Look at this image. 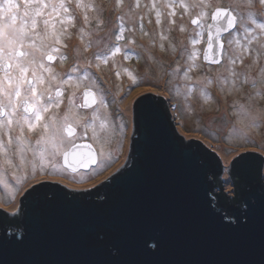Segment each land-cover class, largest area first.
I'll return each mask as SVG.
<instances>
[{
	"label": "water",
	"instance_id": "obj_1",
	"mask_svg": "<svg viewBox=\"0 0 264 264\" xmlns=\"http://www.w3.org/2000/svg\"><path fill=\"white\" fill-rule=\"evenodd\" d=\"M208 43L207 35L203 60L217 65L220 38L213 35L211 49ZM77 146L85 158L97 155L90 142ZM223 159L181 131L171 96L142 95L122 166L96 190L53 182L28 191L21 229L0 228V264H264L262 158L250 152L235 160L232 178L246 187L228 208L216 200L213 179ZM96 165L65 166L78 172Z\"/></svg>",
	"mask_w": 264,
	"mask_h": 264
},
{
	"label": "snow or ice",
	"instance_id": "obj_2",
	"mask_svg": "<svg viewBox=\"0 0 264 264\" xmlns=\"http://www.w3.org/2000/svg\"><path fill=\"white\" fill-rule=\"evenodd\" d=\"M248 8L255 7L254 0H244ZM258 3L264 7V0H258ZM149 13L155 11L156 23H161V17L165 15L162 9H169L166 13L169 17H175L176 9L180 8L181 18L185 14L189 16L190 23L195 26L193 31L196 35L203 37L208 32V48L213 47V35L220 38L221 57L211 63L225 68L228 75L218 74L215 78L204 76L196 84L187 87L184 93L185 98L191 97L199 88V96L203 103H215L212 94L208 88L216 84L221 93L226 95L234 91H240L249 83L250 71L256 68L255 75L251 78V87L255 90L254 96L264 98V22H259L252 12L247 16L239 12V3L229 4L228 7L221 5V0H164L161 8L157 7V0H151L150 4L143 6ZM141 0H132L126 4L125 0H116V10L121 14L117 17L118 23L112 33L114 42L104 44V47L94 53L95 66L107 64L110 58L115 57L122 52V41L127 39L123 45L124 57L130 58L139 54L128 47V44H135L134 38H126L125 32L135 33L137 31V21L139 22V31L143 35H148L144 30L143 14L139 13ZM22 9V11H21ZM78 9H83L82 23L78 32L81 40L88 37L87 43L83 45V50L76 49L77 57H81L92 47H98L103 43L104 38L93 40L92 36L98 34V30L103 24L101 19L104 11L102 5H97L95 0L84 3V0H23V3L17 0H0V156H6L9 152V146L13 144L11 136L12 127L15 125L21 134L25 126L29 131L36 129L44 120V114L50 112L53 108L59 109L64 104L65 87H71L75 82L76 87L83 85L84 91L79 97L75 93L68 96L67 108L62 116L53 115L43 124V130L47 135L37 140L36 152L40 157V170L43 171L47 164L49 154L63 156L64 165H69L76 161L81 165L90 167L99 163L97 155L89 153L87 157L76 151L75 143L76 130L73 124L83 129V135H87V129L99 119L100 109L108 107L105 102L102 91H98V83L94 73L90 71L93 66L92 60L85 59L83 67L77 62L71 68L70 72L61 74L56 72L49 62H53L55 57L53 53L60 51L58 45L67 48L63 43L65 37L70 38L68 28L76 27V13ZM211 10V11H209ZM89 11L95 13L90 17ZM125 16L129 18L132 27H128L125 22ZM95 21L96 28L91 29L92 21ZM210 21V22H209ZM151 23V20H149ZM175 24V20L170 21ZM198 30V31H197ZM171 31V28H169ZM180 31H186L184 26H180ZM259 32L258 38L254 35ZM224 38H227L228 47L224 46ZM161 39L166 37L161 34ZM253 41L257 42V47L253 48ZM190 42L195 45L200 40L191 39ZM235 45V46H233ZM153 46L155 42L153 41ZM173 53L177 51L175 45H170ZM161 50L164 45H160ZM187 56L188 68L184 72V79L190 80L188 75L192 69L199 67L195 63L198 52L193 50L189 52L184 48L181 56ZM61 59H68L67 55H62ZM207 60V56H205ZM245 59L249 60L248 70L240 72L237 70V64L244 66ZM125 71H128L125 69ZM178 71V70H177ZM129 77L133 80L135 86H139L137 78L131 72ZM119 77V72H117ZM53 89L55 91L53 92ZM180 91H177V95ZM79 100V103H77ZM233 107H236L234 104ZM92 109V116L88 123L81 125L80 119L72 115L74 109ZM241 112L245 118H251L255 125L257 116L252 114L251 108H245L241 105ZM260 119H264V114H260ZM71 121V122H70ZM101 127H106L104 121H101ZM9 132L7 143L3 140L2 130ZM50 130V132H49ZM66 133V135H65ZM240 138L242 134L237 133ZM16 144L21 146V152L24 151V139L18 137ZM63 149H67L62 151ZM71 157V160L69 159ZM241 160L243 157L240 158ZM240 161H237L239 164ZM4 163L12 165L11 158L5 159ZM24 163L21 156V164ZM73 170L75 166L73 165ZM36 171V165H33V172ZM53 172H59L57 165H52ZM0 182H3V173L0 172ZM19 183V179L17 180Z\"/></svg>",
	"mask_w": 264,
	"mask_h": 264
},
{
	"label": "rangeland",
	"instance_id": "obj_3",
	"mask_svg": "<svg viewBox=\"0 0 264 264\" xmlns=\"http://www.w3.org/2000/svg\"><path fill=\"white\" fill-rule=\"evenodd\" d=\"M17 2L22 4L23 0H17ZM89 2L90 0H84L86 4ZM95 2L97 5L103 6L104 11L102 16L106 19L103 20L101 17L103 24L98 30V34H94L92 39L104 38L103 43L99 48L94 46L81 57H77L76 49L79 47L83 50V45L86 44L88 40L86 36L81 40L78 32L82 23V13L84 11L83 9H78L75 20L76 27L68 28L70 38L65 37L63 39V43H66L68 47L64 48L62 45H58L60 51L53 53L54 56H57V59L54 63H49L56 72L64 74L70 72L71 68L77 62L83 67L85 59L92 60L93 66L90 71L94 73L98 83V89L96 90L103 92L108 107L105 111L104 109H100L99 119L95 120L94 124L88 127L86 136L83 135V129L81 127L76 124H73V127L77 128V137H81L84 141L90 142L94 146L97 151L99 163L91 167L88 171L82 170L84 173L80 170L81 173L76 174L77 172H72L64 165L63 156L61 154L55 156L49 154L44 170H40L41 161L39 154L36 152V142L41 139L42 136L48 134L44 132L43 124L47 122L49 117L53 115L62 116L64 114L68 104V96L72 90L77 97L84 91L83 85L76 87L75 82H73L71 87L64 86V104L61 105L59 109L53 108L50 112L45 113L44 120L41 121L40 125H38L35 130L29 131L25 126L21 134L15 125L12 127L10 134L13 137V144L9 146L8 155L0 156V172L3 173V182H0V210L7 216H10L11 220L14 219V216H18L21 200L26 193L40 186L42 183L58 182L69 188L80 190H90L102 185L122 166L131 153V140L134 134L133 106L135 101L143 94L156 91L172 97L181 131L188 137L203 138L218 149L223 156L224 159L220 164L222 174L221 177L218 178L219 186L216 185V194L223 193L228 200L235 196L234 192L237 182L232 178L233 173L231 169L235 160L245 153L253 152L262 158L261 177L264 183V146L251 140L253 139V133L249 136L246 135L245 138H240L237 133H231V129L235 125L238 116V113L232 111L233 108H235L233 107L234 104H243L245 108H251L252 113L255 112L253 108L256 107V105L260 106L264 104V98L255 97L253 95L255 90L251 87V78L255 75L256 68L253 67L251 69L249 83L240 91H234L232 94L226 95L220 92L216 84L208 88V92L212 94L215 101L221 102L228 98L231 103L230 105L225 103L218 106L216 102H209L205 105L202 98L199 96V88H197V91L191 97L186 99L184 93L187 91V87L196 84L202 77L207 75L215 78L218 71L219 74L225 76L228 75V73L225 68H222L220 65H209L204 62L203 54L207 44V31L204 33L203 37L196 35L193 31L195 26L190 23L189 16L185 14L183 18H181L182 10L180 8L176 9L177 14L175 17L166 15V13L170 11L169 9H162L165 15L161 17V23L157 24L155 11L149 13L147 9L143 7L145 4H150L151 0H141V8L138 10L139 13L143 14L144 30L148 35H143L139 31L138 21L137 31L134 34L127 31L125 32L126 38H134L136 43L143 45L135 43V45L130 44L131 46H129L134 53L139 54L140 58L137 59L136 55L127 59L124 57L123 45L127 43L126 39L121 42L122 52L118 53L122 57V59H120L121 65L117 64L111 69L109 64L112 57L107 64L101 63L100 67L97 68L95 66L96 61L93 58L94 53L102 49L104 44L114 42L112 33L118 23L117 17L121 13L116 10V0H95ZM125 2L126 4H130L132 0H125ZM212 2L216 3V0H212ZM237 2L239 3V12L241 15L247 16L250 11L259 22H264V7L258 3V0H254L255 7L253 8H248L244 0H221V5L223 7H228L229 4H236ZM163 3L164 0H157V7L161 8ZM88 14L90 17L95 16V13L91 11H89ZM172 19L175 20V24L170 23ZM149 20H151V23H149ZM125 22L128 27H132V23L127 16H125ZM180 26H184L186 31L181 32ZM95 28L96 23L93 20L90 30H94ZM169 28H171V31H169ZM161 34H163L166 39L162 40ZM254 35L258 38L261 36L259 32H255ZM191 39H197L201 42L193 45L190 42ZM153 41L155 42V46H153ZM161 44L164 45L163 50L160 48ZM170 45L176 46L177 51L175 53L172 52ZM252 47H257L256 41H253ZM184 48H187L189 52L193 50L198 52L195 63L199 65V67L192 69V71L188 73L191 79L187 81L184 79V72L188 68L187 56H181V52ZM64 54L67 55L68 59H61ZM262 63H264V61H262ZM132 64H136L137 67H134ZM248 65L249 60L245 59L243 67L239 64H237L236 67L238 71L244 72L248 70ZM125 69L128 71H125ZM145 69L147 70L145 71ZM115 70L123 75L121 77L123 79L121 80L120 86L114 83L115 80L111 81V79L117 75V73L114 72ZM108 72L110 73L109 77L106 76ZM128 72H131L133 76L137 78L139 82L138 87L133 84V80L129 77ZM152 77L161 83V87L150 84ZM178 90L180 91L179 95H177ZM54 91L55 89H53V92ZM77 103H79V100H77ZM214 104H216L214 111L206 116L207 109H205V107L210 108ZM200 112L205 114L204 118L206 119L203 121L197 119L198 113ZM72 115L78 117L80 119V124L83 125L88 123L91 119L92 109H74ZM245 120L250 121L246 122V125L252 124L251 118H245ZM101 121L105 122L106 127H101ZM256 123L258 126H262L259 124V117ZM15 129H17L18 132H16ZM5 130L7 129L5 128L2 130V135L4 142L7 143L9 132L8 130L5 132ZM18 137L24 139L23 152L20 150L21 146L17 145L15 142ZM64 150L67 149H63L62 151ZM21 156H23V164H21ZM8 158L12 159V165L4 163V160ZM53 164L57 165L60 169L59 172L52 171ZM33 165H36L35 173L33 172ZM4 172H6L7 176L4 175ZM18 179L19 183L17 182Z\"/></svg>",
	"mask_w": 264,
	"mask_h": 264
},
{
	"label": "bare ground",
	"instance_id": "obj_4",
	"mask_svg": "<svg viewBox=\"0 0 264 264\" xmlns=\"http://www.w3.org/2000/svg\"><path fill=\"white\" fill-rule=\"evenodd\" d=\"M102 18L104 19L105 17L104 16H102ZM110 43H112V42H110ZM136 44H140V43H136ZM132 45V44H131ZM130 44H128V47L129 46H131ZM135 45V44H134ZM140 45H142V44H140ZM143 46V45H142ZM120 59H122V57H121V55L120 54H117L115 57H113L112 58V60H111V62H110V64H109V67L112 69V68H114V66H116L117 64L118 65H121V62H120ZM96 64V63H95ZM134 67H137V65L136 64H132ZM128 66V65H127ZM139 68V67H138ZM135 69V68H134ZM147 69H145V71H146ZM115 73H117L118 71L117 70H115L114 71ZM109 75H110V73L108 72L107 73V75L106 76H108L109 77ZM120 75V77H118L117 75H116V77L114 78H112L111 79V81H114L115 80V84H117L118 86H120V84H121V80L123 79V78H121L123 75H122V73L121 74H119ZM110 81V80H109ZM150 84H153V85H156V86H159V87H161V83L158 81V80H155L153 77L151 78V80H150ZM105 90V89H104ZM71 93H73V90H72V92ZM146 94H148V93H146ZM143 95H145V94H143ZM223 99V98H222ZM228 104V105H230L231 103H230V100L228 99V98H226V100H222L221 102H218V101H216V104L218 105V106H220V105H222V104ZM216 104H214V105H212L210 108H208V107H205V109H207V111H206V116H207V114H210L211 112H213L214 111V109H215V106H216ZM243 105V104H242ZM237 107H235V108H233V112H236V113H238V116H237V118H236V123H235V125L232 127V129H231V133L233 132V133H242L243 134V138H245V136L247 135V136H249L251 133H253V136H252V138L253 139H251V140H253V141H255V142H257V143H259L260 145H262V146H264V119L262 120V119H260L259 118V124L260 125H262V126H258V124L256 123V125H253V124H251V125H246V122H250L249 120H245V117L242 115V112H241V108H240V106H241V104L240 105H236ZM244 106V105H243ZM236 109V110H235ZM106 109H104V111H105ZM253 110L255 111V112H253L252 114L254 115V116H257V117H259L260 116V114H264V104L263 105H260V106H257L256 105V107H254L253 108ZM204 113L202 114L201 112L200 113H198V117H197V119L198 120H201V121H203L204 119H206V118H204ZM237 136V135H236ZM228 137H229V135H228ZM238 137V136H237ZM235 138V137H234ZM4 175L5 176H7L6 175V172H4Z\"/></svg>",
	"mask_w": 264,
	"mask_h": 264
},
{
	"label": "flooded vegetation",
	"instance_id": "obj_5",
	"mask_svg": "<svg viewBox=\"0 0 264 264\" xmlns=\"http://www.w3.org/2000/svg\"><path fill=\"white\" fill-rule=\"evenodd\" d=\"M104 1V0H103ZM106 18H104L103 20H105ZM224 46H225V48H227L228 47V44H227V38H224ZM156 96V95H155ZM158 98H160L161 96H157ZM164 99H165V109H166V107H167V104H168V98H166V97H163ZM133 109H134V106H133ZM167 110V109H166ZM77 129V128H76ZM7 130H5V132H6ZM15 131L16 132H18L17 131V129H15ZM78 136V132H77V134H76V136L74 137V139H75V143H81V142H83L84 141V139H82L81 137H77ZM28 138V137H27ZM29 139V138H28ZM82 171V170H81ZM81 171H79V172H77L76 174H80L81 173ZM83 173H84V171H82ZM259 182H260V180H259ZM245 187H246V184L244 183V182H242L241 181V179H240V182L238 183V184H236V190H235V196L233 197V198H240L241 199V193L244 191V189H245ZM240 196V197H239ZM232 198V199H233ZM239 203H240V200H239ZM3 215H6L2 210H0V217H2ZM8 218V221H10L11 220V217L10 216H7ZM13 217V216H12ZM15 218L14 219H18V218H22L23 217V208L22 207H20V210H19V213H18V216L16 215V216H14ZM18 217V218H17ZM4 221V219H0V228H2L3 230H9V231H13V230H16V228L14 227V225H12L11 223H9V224H7L6 225V223L5 222H3Z\"/></svg>",
	"mask_w": 264,
	"mask_h": 264
},
{
	"label": "trees",
	"instance_id": "obj_6",
	"mask_svg": "<svg viewBox=\"0 0 264 264\" xmlns=\"http://www.w3.org/2000/svg\"><path fill=\"white\" fill-rule=\"evenodd\" d=\"M211 153V155H213L214 157H216L217 155L214 153V152H212V151H209V154ZM218 162H220V160L219 161H214V163H218ZM221 163V162H220ZM214 179V182H215V184H217V182H218V179H216V177H214L213 178ZM260 184H262L261 183V181H260ZM101 186V185H100ZM99 186V187H100ZM99 187H97L96 189H98ZM96 189H93V190H96ZM88 192H90V191H88ZM87 193V192H86ZM240 197V196H239ZM215 198H216V200H218V202L220 203V205L222 204V205H224L226 208H228V207H233V206H236V205H238L239 204V200H240V198H233V199H230V200H228L226 197H225V195L223 194V193H217V194H215ZM8 217H7V215H3L2 217H0V219H4V221L3 222H5L6 223V225L7 224H9V223H11L12 225H14V227L16 228V229H21V218H18V219H12V220H10V221H8V219H7ZM9 222V223H8Z\"/></svg>",
	"mask_w": 264,
	"mask_h": 264
},
{
	"label": "clouds",
	"instance_id": "obj_7",
	"mask_svg": "<svg viewBox=\"0 0 264 264\" xmlns=\"http://www.w3.org/2000/svg\"><path fill=\"white\" fill-rule=\"evenodd\" d=\"M22 219V218H21Z\"/></svg>",
	"mask_w": 264,
	"mask_h": 264
}]
</instances>
